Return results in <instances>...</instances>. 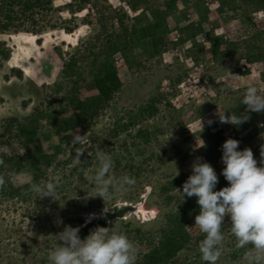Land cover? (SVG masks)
<instances>
[{
  "label": "rangeland",
  "instance_id": "obj_1",
  "mask_svg": "<svg viewBox=\"0 0 264 264\" xmlns=\"http://www.w3.org/2000/svg\"><path fill=\"white\" fill-rule=\"evenodd\" d=\"M46 1L8 29L0 24V124L36 119L49 161L39 173L6 175L14 187L28 189L13 197L0 190V264H49L56 244L50 235L63 230L55 220L82 227L88 214L101 215L104 201L92 198L87 179L97 145L113 161L112 177L136 180L107 201L109 212L121 202L157 211L144 222L131 213L106 226L134 242L137 264H206L198 247L204 234L195 226L197 198L183 199L176 189L182 191L197 157L215 169L217 191L228 186L221 175L228 138L240 141L238 150L250 148L259 166L264 113H247L238 126L221 124L217 114H245L250 85L264 93V0ZM111 57L121 87L105 101L94 81ZM76 133L86 134L87 143L76 146L84 153L73 166ZM33 148L9 138L0 143V156ZM56 175L59 201L29 191L31 183ZM230 227L226 218L217 264H247Z\"/></svg>",
  "mask_w": 264,
  "mask_h": 264
},
{
  "label": "clouds",
  "instance_id": "obj_2",
  "mask_svg": "<svg viewBox=\"0 0 264 264\" xmlns=\"http://www.w3.org/2000/svg\"><path fill=\"white\" fill-rule=\"evenodd\" d=\"M242 104L247 106L245 114L225 115V112H218L219 122L238 126L247 122V113H264V93L257 86L250 85L245 90ZM207 123L211 126L213 121ZM199 124L203 131L204 121L201 118ZM85 137L86 134L76 133L71 143L74 147L86 145ZM239 144V140L232 138L222 144L221 161L224 167L221 175L228 186L217 191L219 177L215 169L202 157H197L191 165V175L182 185V191L176 189L183 199L193 196L197 198L199 214L195 216V226L204 234L198 247L201 259L206 264H217L223 254L225 236L222 226L226 218L230 220L235 247L245 250L243 259L247 264H264V146L260 149L261 160L258 166L252 150H238ZM83 153L80 147H76L72 157L73 166L81 164ZM94 154L96 167L87 179L94 193L92 198L104 201L101 215H107L110 211L107 201L112 200L116 193L126 192L135 185L136 180L129 175L112 177L113 161L99 145ZM0 164H3L2 159ZM60 179L56 175L48 181L33 182L29 185V191L39 199L59 201L57 188ZM5 183L4 176L0 175V188ZM95 218L96 214H88L85 224ZM54 222L58 227L63 226V230L50 235L55 237L56 244L48 250L49 264H137L138 252L134 242L125 234L114 232L112 227L96 226L82 239L79 226L64 225L59 218Z\"/></svg>",
  "mask_w": 264,
  "mask_h": 264
},
{
  "label": "trees",
  "instance_id": "obj_3",
  "mask_svg": "<svg viewBox=\"0 0 264 264\" xmlns=\"http://www.w3.org/2000/svg\"><path fill=\"white\" fill-rule=\"evenodd\" d=\"M16 1V0H15ZM42 1L48 2L46 0H20V9L17 12V17L11 15L13 8L14 0H2L0 1V18L3 16V20L0 21L3 29H8L9 26L15 20L26 19V15L28 12L33 11L34 7L42 6ZM173 1V0H172ZM226 0H219L221 5H224ZM170 3V5H173ZM206 3V2H205ZM204 1L202 3L197 4L198 6L205 5ZM15 4V3H14ZM206 9V8H205ZM33 20V19H32ZM33 23V21H32ZM118 49V48H117ZM70 66V65H69ZM97 75H95V88L97 89L100 98L102 100L108 101L114 96L115 92H117L121 87V81L118 76L117 67L115 64V57H111L108 61L105 60L103 62V67L101 68ZM86 102H83V106L86 108ZM39 131L37 120L32 119L30 122L23 123L18 119H6L5 124H0V143L4 140H9V138H13L16 140L23 141L25 144L31 143L34 145L33 150L27 151L26 155H2L0 159L3 160V164H0V175L5 178V186L0 188L1 193L4 195H8L9 197H13L17 194H20L22 190H27V187L19 188L14 187L11 183L10 179L6 176L8 173L15 172H23L24 170H28L29 168L34 169L37 173L41 172L44 164H49L48 156L44 154L43 149L39 146ZM38 144V146H37ZM28 166V167H27ZM26 188V189H25ZM124 213L119 208H115L114 212H108L107 215H100L92 224L100 225L102 227H106L109 222L123 217ZM87 225L83 227L80 231V236L83 239L89 234V228L91 225Z\"/></svg>",
  "mask_w": 264,
  "mask_h": 264
},
{
  "label": "water",
  "instance_id": "obj_4",
  "mask_svg": "<svg viewBox=\"0 0 264 264\" xmlns=\"http://www.w3.org/2000/svg\"><path fill=\"white\" fill-rule=\"evenodd\" d=\"M115 208H119L120 210L123 211V213H124L123 217L124 218H129L130 214L133 213V214L137 215L138 219L141 222L152 219L157 215V211L155 209H152L150 211H145L142 206H131L130 204L124 203V202L116 204L114 206V210H115ZM99 216L100 215H96L97 218ZM97 218L92 219L90 223L85 224L84 226H82L80 228L82 229L83 227L92 224ZM96 226H100V225H93L92 224L91 227L89 228V232L91 229L95 228Z\"/></svg>",
  "mask_w": 264,
  "mask_h": 264
}]
</instances>
